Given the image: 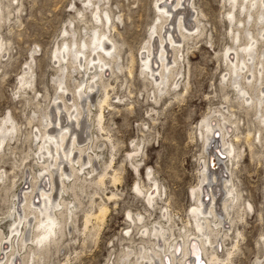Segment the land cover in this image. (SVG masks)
<instances>
[{
    "label": "rangeland",
    "instance_id": "rangeland-1",
    "mask_svg": "<svg viewBox=\"0 0 264 264\" xmlns=\"http://www.w3.org/2000/svg\"><path fill=\"white\" fill-rule=\"evenodd\" d=\"M88 2L0 0V42L4 44L0 51V125L12 118L21 130L0 150V174H6L3 180L0 178V230L5 236L9 235V225L14 220L9 211L12 206L16 208L22 204L23 193L31 189L33 177L38 173L34 161L38 141L34 135L42 129L43 117L61 95L59 80H64L73 91L79 81L84 84L87 81V77L75 74L72 69L76 81L67 78V74L61 75L54 53L58 47L64 50V40L69 43L87 40L90 29L98 25L96 14L88 9ZM93 2L99 3L96 10L101 7L113 16L112 23L118 31H113L112 37L121 50L119 63L122 70L109 80L112 106H104L105 129L98 130L97 123L93 122L97 121L101 94H95L93 114L89 118L86 115V120L95 126L87 134L91 137L90 142L84 143L93 146L92 152L87 150L83 158L88 161V155L92 156V165L99 169L97 172L107 173L106 183L101 187L96 184L97 177L90 179L82 175L81 179H88L87 183L81 189L64 193L66 201L78 206L77 215L69 222L70 233L58 245L49 247L47 253L39 252L45 256L35 264H132L136 253L144 249L152 252L158 249V244L166 247V252L160 256H169L173 249L168 251L165 240L170 238V244L181 242L187 234L202 244L195 228L193 210L198 205L201 172L205 161L208 162L209 152L200 132L203 122L219 112L229 118L233 116L232 120L236 122V125H230V142L236 136L240 138L239 142L233 143L232 162L228 165L227 160L229 167H223L227 173L233 172L231 179L238 200L229 218L223 201L230 197L224 198L227 194L224 182L216 183L220 184L216 188L219 193L216 200L221 204L218 208L223 214L221 227L227 222L226 229L231 230H225L223 234L228 232V237L223 238V234L211 236L207 229L213 244L206 248L210 253L211 248L220 245L216 253L226 264H264V143L254 139L256 134L259 136L258 130H264V127H260L259 115L242 105L241 96L227 81L230 69L226 63L227 49L236 44L232 32L238 34L239 28L241 42L237 44L243 45L249 28L256 34L257 27L253 23L249 26L246 23L245 27L236 22L231 26L228 19L231 6L227 0H192L194 8L190 6V11L199 15L201 31L196 33L198 23L190 19L187 26L195 35L183 40L179 32L175 34L181 51L177 67L181 72L177 79L179 87L171 88V82L167 91L161 94L152 79L145 75L142 58L147 57L146 47L153 29L159 24L158 7L164 1ZM236 15L237 20H246L240 5ZM158 32L155 40L159 42V36L165 35V30L159 28ZM259 46L264 47V43ZM172 49H169L171 62L175 56ZM32 75L33 87L23 86L21 81ZM65 97L71 99L72 93ZM1 136L0 126V144ZM261 136L264 138V133ZM216 165L222 167L224 164ZM66 167L70 170L69 165ZM115 176L118 181L114 180ZM52 179L55 180L49 178L48 181ZM73 180L67 181V185ZM54 184L56 186V182ZM210 189L208 187L209 192ZM153 191L156 195L151 198ZM18 194L20 199L16 197ZM213 199L211 195L208 205L214 204ZM100 205L109 210L106 219L102 223L92 219L85 230L84 217L91 212L97 213ZM157 227L163 233L159 239L152 236ZM29 231L27 229L26 233L32 237ZM32 231L37 234L39 230L35 227ZM229 252L233 254L230 260ZM161 257L157 264H162ZM169 257L172 262L173 256L170 254ZM204 258L208 264L207 257ZM188 261H191L190 257ZM178 263L183 264L181 256L172 262Z\"/></svg>",
    "mask_w": 264,
    "mask_h": 264
},
{
    "label": "bare ground",
    "instance_id": "bare-ground-1",
    "mask_svg": "<svg viewBox=\"0 0 264 264\" xmlns=\"http://www.w3.org/2000/svg\"><path fill=\"white\" fill-rule=\"evenodd\" d=\"M163 1V5L158 7L160 14L159 24L153 29L149 46L146 47L147 57L142 58L145 75L152 79L161 94L167 91V87L170 86L171 82V88L177 89L179 87L177 79L181 76V72H178L177 67L181 51L178 46L179 40L175 34L179 32L183 40L193 37L195 35L193 30L187 26L188 21H191L190 19L198 23L195 29L196 33H200L201 31V22L198 20L199 15H197V12L190 11L191 7L192 9L194 8V4L191 3L192 0ZM227 2L231 6V11L228 14L231 26L235 22L241 24L240 26H245L246 23L249 26L253 23L257 27L258 32L255 34L249 28V34L246 35V43L243 45L237 44L241 37L239 28H237L238 34H235L234 31L232 32L233 40L236 44L227 49L226 63L230 69V74L228 80L226 77L224 80H227L233 89L238 92V95L241 96L242 105L247 106L250 110H254L255 114L259 115L260 127H264V47L259 46L260 43H264V0H241L240 3L239 0H227ZM97 5L99 6V3H94L93 0H89L88 2V9L94 11L96 14L95 18L98 21V25L90 29L91 33L88 39L80 40L77 43H69L64 40V50L58 47L54 53L55 63L58 64V71L61 75L67 74V78L75 80L73 73L70 71L72 69L75 74L84 78L87 77V81L85 84L79 81L75 87L77 90L73 91L70 90L64 80H59L58 90L61 91V95L58 97L59 101L56 100L51 111L46 114V117H43L41 123L42 129H38L36 135H34L35 141H38V149L35 153L37 158L34 160L39 168L38 173L33 177L34 183L32 182L31 189L23 193L24 198L21 197L23 198L22 204L16 208L12 206L11 212L9 211L10 218L14 217V220L9 225V235L5 236L0 230V257L5 254L4 258L0 259V264H35L37 261H40L42 256L45 255L39 254V252L47 253L49 247L53 244L58 245L61 239L66 238L67 234L70 233L71 226H69V222L73 221V218L77 215L78 206L66 201L63 196L64 193L75 188L81 189L83 184L88 181V179L82 180V175L90 179L97 177L98 181L96 184L101 187L106 183L105 178L107 177V173L105 171L104 173L97 172L99 169L97 170L92 165V156L89 154L88 161L84 160L83 154L93 147H89L84 143L91 140V137L87 136V134L96 123L98 130L103 131L105 129L103 124L105 115L103 112L104 106L105 108L107 105L112 106L108 93V88L111 87L109 80L116 72L122 70V66L119 63L121 50L118 43L112 37V32L118 31L117 27L112 23L113 16L109 11L101 10V7L96 10L95 7ZM238 5H240L242 16L246 19L244 21L237 20L236 9ZM181 7L183 8L180 9ZM178 9H180V12L175 14L174 12ZM79 14L81 15L82 13ZM159 28L161 31L165 30V35H160V41L158 42L155 38L159 33ZM165 45L168 48H165ZM3 48L4 44L0 42V51ZM170 48H173L172 50L175 55L172 58V62L169 60ZM156 54L159 55V59ZM109 72H111V75H108ZM239 79L245 82L241 83ZM21 83L23 86L27 85L32 88L33 75L30 78L26 77L23 79ZM70 92L72 93V98L68 99L65 96L68 97ZM96 93L101 94V97L98 99L99 113L97 121H93L95 124H91V121L89 123L86 120V115L89 118L93 114L92 109L95 106L94 99ZM65 112L67 114H64ZM232 118L233 116L229 118L225 113L219 112L218 114L215 113L211 118L208 117L203 124L201 123L202 131L200 132V137L207 148V153L209 152V158L208 162L205 161L201 172L200 195L198 196V205L193 210V218L196 231L202 238L204 247L197 238L191 239L192 236H188L189 234L185 235L184 241L181 240V242L183 241L182 244L178 241L170 244V238H167L165 241L169 247L168 251L173 249L170 254L173 256L174 262L181 256L183 264H191V261L192 264H196L191 257L190 245L192 246V242H198L202 255L207 257L208 264H226L225 260L221 261L216 253L220 245L211 248L210 250L212 251L210 253H208L206 246L213 244L211 236L215 235L217 237L227 230L225 226L227 222L224 224V227H221L223 214L220 213V209L218 208V204L220 203L216 200L217 194H219L216 188L220 184L217 185L216 183L224 182L227 191L224 198L230 197L228 200L223 201L225 213H227L229 218L231 210L234 209L235 203L238 200L235 184L231 179L233 172L227 173L223 168L224 166L229 167L228 165L232 162L234 154L233 143L240 140L238 136L235 137L233 142L229 140L231 133L230 125H236V122ZM3 124L0 125L1 134L3 135L1 136L2 144H0V150L4 149V146L8 140L10 141L11 137L14 138L21 131L12 118H9V121ZM258 131L259 136L257 137L256 134L254 139L257 140L258 138L259 143H264V138L261 136L264 130L259 129ZM250 136L252 137L251 134L248 135L249 138H251ZM93 155L97 158L101 157L100 154ZM211 157H215L216 159ZM227 160L228 165L226 164ZM216 163H223L224 165L219 167ZM67 165L70 166V170L66 167ZM88 165H91V167H87ZM229 171L230 169H228ZM0 176L3 180L6 174H0ZM227 177L229 178L227 179ZM49 178H55V180L48 181ZM71 178H74L72 184L67 185V181L69 182ZM114 178V180L117 179L116 176ZM79 181L81 182L80 185L77 184ZM49 185H51L50 189H48ZM208 187L211 188L210 192ZM155 195L156 191L150 194L151 198H154ZM211 195L214 197V204L210 203L208 205ZM16 197L20 199L19 194ZM36 199L40 202L35 201ZM108 212L109 210L106 206L100 205L97 213H88L84 217L85 230L88 229L92 219L102 223L106 219L105 217ZM206 222L208 223L207 227L205 226ZM230 223H233V219ZM35 227L39 230L37 234H33L34 232L32 231ZM27 229L32 233V237H29L26 233ZM207 229L210 230L208 231L211 236L207 234ZM156 230V233L152 234V236L158 239L162 238V230L158 227ZM228 230L231 229L229 228ZM223 235V238L228 237V232ZM34 244L35 247L33 246ZM180 244L182 248H180ZM156 246L158 249H154L152 252L144 249L143 252L136 253L132 264H157V259L161 257V254L166 252V247H162L159 244ZM7 249L9 250L6 251ZM181 249L182 252H180ZM232 252L227 254L229 260L233 255ZM167 253L169 254V252ZM193 253L195 254L194 250ZM169 256L164 254L161 257L162 264H172L173 261L171 262ZM189 257L191 261H188Z\"/></svg>",
    "mask_w": 264,
    "mask_h": 264
}]
</instances>
